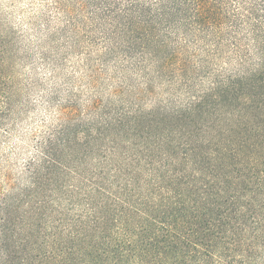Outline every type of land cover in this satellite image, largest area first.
Returning a JSON list of instances; mask_svg holds the SVG:
<instances>
[{"label":"trees","instance_id":"trees-1","mask_svg":"<svg viewBox=\"0 0 264 264\" xmlns=\"http://www.w3.org/2000/svg\"><path fill=\"white\" fill-rule=\"evenodd\" d=\"M2 1L0 264H264V0Z\"/></svg>","mask_w":264,"mask_h":264},{"label":"rangeland","instance_id":"rangeland-1","mask_svg":"<svg viewBox=\"0 0 264 264\" xmlns=\"http://www.w3.org/2000/svg\"><path fill=\"white\" fill-rule=\"evenodd\" d=\"M29 1L30 0H19L18 1V3H17V8H13V10H14V14H12L14 17H13V19L10 21V22H16V21H18L19 19H22L23 18V16H24V18L25 17H28V14L27 13H22V10H24V8H26L27 7V4L29 3ZM3 3H2V5H7V6H9V0H3L2 1ZM39 3L38 4H41V2L42 1H38ZM4 11H7L6 9H4ZM20 13H22L23 15H20L21 16V18H16V15L17 16H19V14Z\"/></svg>","mask_w":264,"mask_h":264}]
</instances>
